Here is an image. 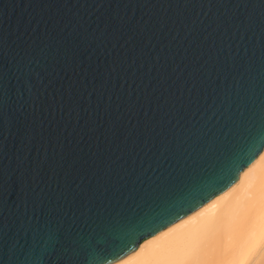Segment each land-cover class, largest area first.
I'll return each mask as SVG.
<instances>
[{"label":"water","instance_id":"95a60500","mask_svg":"<svg viewBox=\"0 0 264 264\" xmlns=\"http://www.w3.org/2000/svg\"><path fill=\"white\" fill-rule=\"evenodd\" d=\"M264 147V0H0V264H116Z\"/></svg>","mask_w":264,"mask_h":264},{"label":"bare ground","instance_id":"6f19581e","mask_svg":"<svg viewBox=\"0 0 264 264\" xmlns=\"http://www.w3.org/2000/svg\"><path fill=\"white\" fill-rule=\"evenodd\" d=\"M116 264H264V147L207 207L146 238Z\"/></svg>","mask_w":264,"mask_h":264}]
</instances>
